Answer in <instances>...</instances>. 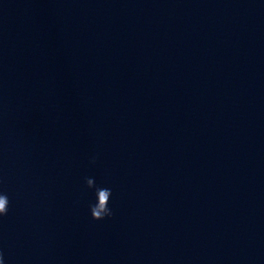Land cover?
I'll return each instance as SVG.
<instances>
[{
    "label": "water",
    "instance_id": "obj_1",
    "mask_svg": "<svg viewBox=\"0 0 264 264\" xmlns=\"http://www.w3.org/2000/svg\"><path fill=\"white\" fill-rule=\"evenodd\" d=\"M0 180L5 264H264V0L0 32Z\"/></svg>",
    "mask_w": 264,
    "mask_h": 264
},
{
    "label": "clouds",
    "instance_id": "obj_2",
    "mask_svg": "<svg viewBox=\"0 0 264 264\" xmlns=\"http://www.w3.org/2000/svg\"><path fill=\"white\" fill-rule=\"evenodd\" d=\"M90 162L94 164L96 162V157L93 156ZM0 183H2V180H0ZM85 184L88 189H95V203L89 206L91 218L95 221L111 218L114 215L112 209L109 208V201L112 195L111 189L96 186L94 178H85ZM9 204L8 194L4 191H0V218L8 215ZM0 264H5L2 250H0Z\"/></svg>",
    "mask_w": 264,
    "mask_h": 264
}]
</instances>
